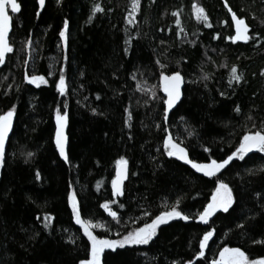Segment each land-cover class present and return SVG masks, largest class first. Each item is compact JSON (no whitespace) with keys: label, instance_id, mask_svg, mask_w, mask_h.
Instances as JSON below:
<instances>
[{"label":"trees","instance_id":"1","mask_svg":"<svg viewBox=\"0 0 264 264\" xmlns=\"http://www.w3.org/2000/svg\"><path fill=\"white\" fill-rule=\"evenodd\" d=\"M18 2L20 11H9L13 51L0 67V113L15 105L14 132L0 167L1 264H79L88 258L90 242L72 216L69 192L83 219L104 225L93 228L95 235L118 239L174 204L195 217L217 180L232 189L228 212L207 223L169 220L146 245L105 249L102 264H212L225 245L250 259L264 257V153L234 157L207 177L168 156L163 144L170 134L190 159L208 162L234 151L245 132L261 130L264 0H227V7L225 0H140L132 23L131 0H47L39 15L36 0ZM194 2L209 24L196 19ZM95 3L103 11L93 13ZM229 7L251 27L246 44L225 39L233 35ZM65 19L66 41L60 36ZM233 65L240 82L231 80ZM164 70L181 71L185 81L167 121L159 80ZM61 74L64 93L55 86ZM25 75H43L48 83L31 84ZM57 107L68 113L70 162L55 147ZM120 156L129 163V178L124 195L114 197ZM105 201H114L109 206L116 218L102 207ZM45 213L51 214L47 228ZM208 229L213 237L204 256H196Z\"/></svg>","mask_w":264,"mask_h":264},{"label":"snow or ice","instance_id":"2","mask_svg":"<svg viewBox=\"0 0 264 264\" xmlns=\"http://www.w3.org/2000/svg\"><path fill=\"white\" fill-rule=\"evenodd\" d=\"M39 8L37 9V15H39V9L45 7V0H36ZM57 4L61 3V0H56ZM140 0H131L132 10L128 13V23H132L136 12L139 10ZM225 6L227 7V0H225ZM21 5L18 0H0V63L4 62L5 54L13 51L12 44L9 43L8 35L11 26L12 17L9 11L16 13L20 11ZM103 11L99 3H95L92 8V12ZM228 11L231 13L232 21H234L235 33L225 37V39L232 42L236 41H248L250 36L248 34L249 25L245 23L244 18L238 17L237 14L232 11L229 7ZM193 13L198 21H203L205 24H209L208 15L205 13V9L197 3H193ZM179 13H177V16ZM90 19V18H89ZM176 24H180V20L177 19ZM210 26V25H209ZM68 28L67 19L64 20V27L60 31V36L67 40L66 30ZM219 33H217V36ZM255 35H259L258 33ZM260 41L257 40L256 43ZM159 63V61H157ZM179 63V62H177ZM162 69L165 68L163 64L160 65ZM52 73L49 72V75ZM207 77V73H205ZM242 79L241 75L238 74L237 67L233 65L231 67V80L240 82ZM25 80L29 81L31 84L39 86L40 84H47L48 81L43 75H25ZM160 87L165 93L163 98V114L165 119H167L169 110L173 108V105L181 97V84L184 82L181 71H171L167 70L161 71L159 73ZM230 80V83H231ZM56 88L60 93H64L66 90V82L63 74L59 76V80L56 81ZM221 96L226 95V93L221 92ZM155 95V93H153ZM66 107V105H65ZM92 112H96L95 108L91 109ZM235 111L239 112L240 107L236 106ZM15 115V105H12L6 111L0 113V167L6 164V144L10 141V133L14 132L13 127V117ZM55 136L54 142L55 147L59 152V156L63 158L65 162H70L68 153L66 151L67 136L64 131L68 123V113L67 111H62L61 108L57 107L55 110ZM127 123V121H126ZM188 135H192L189 132ZM165 151L168 156L178 157L182 161H186L198 172L205 174L206 176L212 177L221 169H224L226 165H229L230 161H233L234 157H239L240 159L245 158L246 153H250L252 150H258L260 153H264V122H262L261 130L247 131L244 133L239 141L238 146L234 151H231L223 159H209L208 162L198 163L196 160L190 159L188 156L187 149L183 147L180 143H177L172 136L166 135L163 140ZM29 157L32 153L27 154ZM116 175L113 177L112 184V195L119 196L123 194V181L127 175V164L128 161L124 156H120L116 160ZM250 171V170H249ZM36 179H40L41 174L39 170L35 173ZM233 192L227 183L223 180L216 181V187L212 192L211 199L206 205L203 206V210L200 211L195 217H190L183 211L179 210L174 204L167 211H161L158 215L150 220L148 223H144L142 226H138L133 230L128 231L125 235L118 239H109L106 236H97L93 232V228L104 227L100 222H93L89 219H83L81 217V211L79 203L76 199L75 192H69L68 203L72 209V216L74 217L77 224L81 225L84 234L87 236L90 242V248L88 250V258L80 260L79 264H102L101 256L105 252V249L115 250L117 247L123 248L125 245H146L153 239L157 234V228L166 224L169 220L174 218H182L184 220L197 219L202 222L207 223L209 217L218 210H223L228 212L229 208L233 204ZM114 201H105L102 205L106 211L113 217H117V213L111 209L109 206ZM179 200L176 201V204ZM121 208L124 207L123 204L120 205ZM144 215H147L145 213ZM51 220V214H44V227H48V222ZM214 229H208L204 231L203 237L199 240V251L195 253L196 256H204L205 247L208 241L213 236ZM191 264V262H189ZM212 264H264V257H258L256 259H250L248 254L239 247H228L225 245L219 250V258L214 259Z\"/></svg>","mask_w":264,"mask_h":264},{"label":"water","instance_id":"3","mask_svg":"<svg viewBox=\"0 0 264 264\" xmlns=\"http://www.w3.org/2000/svg\"><path fill=\"white\" fill-rule=\"evenodd\" d=\"M46 2H47V0H45V6H46ZM18 3H19V2H18ZM38 6H39V5H38ZM44 8H45V7H43L42 9H40V11L44 10ZM237 16H238V15H237ZM230 17H231V21H232V16H231V14H230ZM238 17H239V16H238ZM245 23L248 24L246 20H245ZM232 25H233V31H234V33H235L234 21H232ZM250 32H251V28H250V26H249V29H248V34H249V36H250ZM248 42H249V40H248V41H236L235 43L246 44V43H248ZM1 65H2V64H1ZM184 87H185V81L181 84V97H180V99L176 102V104L173 105V108L169 110V113H168V116H167V119H166V120H168L170 114H171V113L177 108L178 104L180 103V101H181V99H182V94H183ZM165 98H166V97H165ZM13 127H14V118H13ZM64 131H65L66 136H67V144H66V151H67V149H68V135H67V131H68V129H67V126L65 127ZM11 135H12V133H10V137H11ZM7 146H8V142H7V144H6V149H7ZM256 151H257V150L254 149V150H252L250 153H246V155H251V154L255 153ZM186 163H187V162H186ZM187 164H188V163H187ZM188 165H189L191 168H193L190 164H188ZM193 169H194V168H193ZM194 170H196V169H194ZM222 170H223V169H221L220 172H221ZM220 172H217V173H216L214 176H212V177H215V176L218 175ZM115 175H116V174H115ZM207 177H209V176H207ZM128 178H129V163L127 164V175H126V178H125L124 181H123V194H122V195H119V196H114V197H122V196L124 195V187H125V184H126ZM0 264H1V246H0Z\"/></svg>","mask_w":264,"mask_h":264},{"label":"rangeland","instance_id":"4","mask_svg":"<svg viewBox=\"0 0 264 264\" xmlns=\"http://www.w3.org/2000/svg\"><path fill=\"white\" fill-rule=\"evenodd\" d=\"M233 198H234V196H233ZM233 203H234V199H233ZM232 205H233V204H232ZM231 207H232V206H231ZM231 207H230V208H231ZM230 208H229V209H230ZM220 211H221V212H224L223 210L218 209V210L213 214V216H214L215 214H217L218 212H220ZM213 216L209 217V219L212 218ZM197 221H199V222H201V223H204V222H202V221H200V220H197ZM162 225H163V224H162ZM160 226H161V225H160ZM160 226H159V227H160ZM159 227L157 228V232H158ZM212 237H213V236H212ZM211 239H212V238H211ZM211 239H210V240H211ZM210 240H209V241H210ZM209 241H208V242H209ZM207 245H208V244H207ZM206 247H207V246H206ZM206 247H205V249H206ZM204 252H205V250H204ZM218 258H219V255H218L217 259H218Z\"/></svg>","mask_w":264,"mask_h":264},{"label":"bare ground","instance_id":"5","mask_svg":"<svg viewBox=\"0 0 264 264\" xmlns=\"http://www.w3.org/2000/svg\"><path fill=\"white\" fill-rule=\"evenodd\" d=\"M39 7V6H38ZM40 10V9H39ZM232 22V21H231ZM249 25V24H248ZM233 26V25H232ZM251 28V27H250ZM233 34H234V31H233ZM235 43V42H234ZM1 64H3V63H0V67L2 66ZM167 121V120H166Z\"/></svg>","mask_w":264,"mask_h":264}]
</instances>
